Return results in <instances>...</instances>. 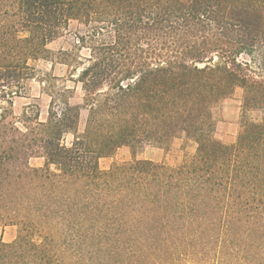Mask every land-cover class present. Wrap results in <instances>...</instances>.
<instances>
[{
	"label": "trees",
	"instance_id": "obj_1",
	"mask_svg": "<svg viewBox=\"0 0 264 264\" xmlns=\"http://www.w3.org/2000/svg\"><path fill=\"white\" fill-rule=\"evenodd\" d=\"M72 23L83 33L51 50ZM40 60L82 101L51 72L47 119L16 116ZM239 87L226 143L214 108ZM178 137L196 149L177 165L100 167ZM0 224L17 227L0 264H264V0H0Z\"/></svg>",
	"mask_w": 264,
	"mask_h": 264
},
{
	"label": "rangeland",
	"instance_id": "obj_2",
	"mask_svg": "<svg viewBox=\"0 0 264 264\" xmlns=\"http://www.w3.org/2000/svg\"><path fill=\"white\" fill-rule=\"evenodd\" d=\"M83 33V29H79L76 23H72L70 27L64 30L63 34L56 40L49 44V48L57 51L60 48H71L73 41L77 39V35ZM82 56H87L89 51L83 49ZM37 78L32 79L28 83L26 93L14 99V111L16 116H21L23 108L28 105H34V109L38 108L40 111V119L46 120L48 117V109L50 105L51 96L49 94L48 85L41 82V78H45L47 73H53L59 79L58 85H67L74 89L72 102H81L83 91L80 83H76L67 76L66 67L62 64H57L53 68V64L49 61L40 60L36 63ZM63 77L66 79L63 80ZM76 77V76H74ZM242 99L243 90L238 88L235 95L219 102L214 108V118L217 124L216 136L218 139L226 143L235 141L238 132L242 125ZM36 106V107H35ZM62 107V106H61ZM249 118L259 120L261 113L254 111L249 113ZM87 111H83L79 124V131L83 132ZM73 134L68 133L65 141L70 143L73 139ZM196 149L194 142L183 143L179 137L174 139L166 147L155 144H144L138 146L134 151L127 146H122L112 155L102 157L99 159L100 167L102 169H109L115 163H123L132 160H150L158 163H165L166 165H177L185 158L186 154L193 153ZM32 164L40 166L43 164L42 158H33ZM17 227L13 225L0 224V236L5 241H12L16 237ZM186 264H192L187 262Z\"/></svg>",
	"mask_w": 264,
	"mask_h": 264
}]
</instances>
